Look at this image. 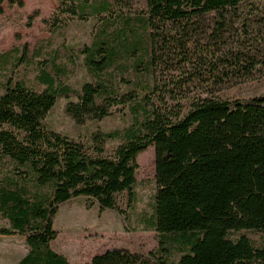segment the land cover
<instances>
[{"label":"trees","instance_id":"1","mask_svg":"<svg viewBox=\"0 0 264 264\" xmlns=\"http://www.w3.org/2000/svg\"><path fill=\"white\" fill-rule=\"evenodd\" d=\"M56 1V21L104 26L82 51L95 81L80 91L58 82L67 69L55 61L37 63L41 91L12 77L1 84L0 166L12 168L0 171V215L9 223L0 237L26 238L29 252L18 264H70L51 246L60 206L82 197L89 208L124 215L117 197L135 200L137 158L150 147L156 193L142 222L157 234V250L111 249L90 264H172L175 252L178 264H264V246L232 237L264 233V94L235 103L220 96L264 79V11L246 0H146L147 13L119 28L122 0ZM38 57L25 45L0 54V66L14 61V71ZM132 72L144 83L132 84ZM117 80L134 89L122 94ZM71 97L66 113L77 125L127 106L136 122L123 133H93L89 146L46 129L58 99Z\"/></svg>","mask_w":264,"mask_h":264},{"label":"rangeland","instance_id":"2","mask_svg":"<svg viewBox=\"0 0 264 264\" xmlns=\"http://www.w3.org/2000/svg\"><path fill=\"white\" fill-rule=\"evenodd\" d=\"M116 2L117 0H110ZM246 4H255L264 11V0H246ZM59 3L56 0H10L3 5L0 13V54L15 48L20 51L27 45L31 54L36 50L39 57L30 66L22 65L12 71V64L8 67L0 66V94L3 93L1 84L8 77L23 80L29 87L41 91L43 87L38 83V62L55 61L58 65L66 66L67 74L58 79V82L80 91L87 82H94L84 64L82 51L91 46L96 35L104 26L100 19L80 21L68 17H60L61 22L52 16L56 13ZM119 8V7H118ZM121 20L119 28L125 27L127 18H136L147 13L146 0H122ZM45 20H49L48 23ZM74 57L76 63L69 61ZM127 78L132 84L144 83V80L133 72ZM119 92L125 94L134 89L135 85H127L120 80L114 82ZM141 99L144 97L142 93ZM264 94V79L259 82L242 85L224 91L220 94L223 99L231 102H245L250 98ZM69 100L76 101L75 97L59 98L55 107L49 113L46 129L66 135L77 142L89 146L91 136L96 132L123 133L132 127L136 118L129 106L118 109L103 121L88 122L77 125L66 113ZM156 106L159 101L153 100ZM188 106V103H186ZM144 115L137 118L142 120ZM122 143L121 140L108 142V154ZM137 162L140 170L137 175L136 198L130 203L127 194L117 197L119 208L124 215L116 211H101L98 205L89 208L85 198H77L62 204L54 219V229L59 232L58 238L51 243L52 249L64 255L70 264H90L93 257L101 255L111 249H128L134 253L149 254L158 248L157 234L145 228V222L153 214L155 184V148L150 147L141 153ZM12 168L9 161L0 166L3 171ZM126 217L128 219H126ZM9 226L7 220L0 215V227ZM248 236L257 246H264V233L253 231L236 232L232 235ZM29 252L26 238L23 236L0 237V264H18ZM180 254L175 252L170 257L172 264H178Z\"/></svg>","mask_w":264,"mask_h":264},{"label":"crops","instance_id":"3","mask_svg":"<svg viewBox=\"0 0 264 264\" xmlns=\"http://www.w3.org/2000/svg\"><path fill=\"white\" fill-rule=\"evenodd\" d=\"M7 237H9V236H7ZM11 237V236H10Z\"/></svg>","mask_w":264,"mask_h":264}]
</instances>
